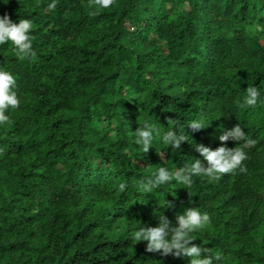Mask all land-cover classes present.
Returning a JSON list of instances; mask_svg holds the SVG:
<instances>
[{
  "label": "trees",
  "instance_id": "trees-1",
  "mask_svg": "<svg viewBox=\"0 0 264 264\" xmlns=\"http://www.w3.org/2000/svg\"><path fill=\"white\" fill-rule=\"evenodd\" d=\"M50 2L0 0V16L32 22L37 56L0 46L20 101L0 127V264H189L130 238L189 208L209 216L193 244L214 264H264V106H239L249 86L264 99V0H115L95 16L88 0ZM170 120L190 144H136L145 122ZM237 125L254 141L246 172L136 190L159 167L203 162L191 144L234 149L218 137Z\"/></svg>",
  "mask_w": 264,
  "mask_h": 264
},
{
  "label": "clouds",
  "instance_id": "clouds-1",
  "mask_svg": "<svg viewBox=\"0 0 264 264\" xmlns=\"http://www.w3.org/2000/svg\"><path fill=\"white\" fill-rule=\"evenodd\" d=\"M114 3L115 0H88L86 6L90 10L89 15L95 16L110 9ZM56 7L57 0H51L46 10L54 11ZM32 27V22L28 19H20L18 23H14L7 15L0 16V46L8 44L19 61L36 60L31 35ZM16 84L17 81L13 74L0 68V127L11 122L10 115L6 113L13 112L20 107V101L14 90ZM245 93L240 107L254 108L258 104L264 106L260 88L249 86ZM170 124L174 127L169 126L167 131H162L164 127L145 122L132 135L135 137L136 144L141 146L145 153L153 148L154 142L166 145L168 148L171 146L174 151L179 150L183 143H189L191 137L185 133L184 125L182 126L183 131H180L181 126L177 122L170 120ZM186 124L193 132L207 128L203 119L193 120ZM221 129L222 134L218 139L221 142H238L237 147L234 149L220 147L213 151L201 144H191L192 148L203 157V162L194 159V162L186 163L176 171H171L167 167H159L151 177L137 181L136 190L151 193L173 180L187 189L193 184V176L218 180L223 174L235 173L237 170L241 173L246 172L247 169L243 166V162L247 159L245 149L254 141L247 137L240 125L231 129L223 127ZM123 188L124 185H121L122 190ZM157 215L159 217L158 226L142 224L137 226L130 235L131 240L147 242L146 250L150 253L190 258L189 264H214V261H219V255H213L208 249L193 244V233L204 231L210 224L206 213H202L198 208H189L175 217V223L163 214Z\"/></svg>",
  "mask_w": 264,
  "mask_h": 264
}]
</instances>
